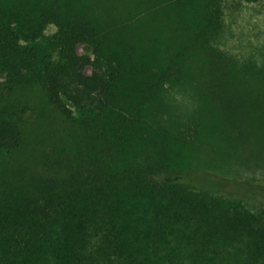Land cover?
Returning a JSON list of instances; mask_svg holds the SVG:
<instances>
[{
	"label": "trees",
	"instance_id": "16d2710c",
	"mask_svg": "<svg viewBox=\"0 0 264 264\" xmlns=\"http://www.w3.org/2000/svg\"><path fill=\"white\" fill-rule=\"evenodd\" d=\"M92 1L0 0V264H264V208L181 179L236 159L226 110L264 167V61L212 66L226 0ZM191 82L213 118L172 125Z\"/></svg>",
	"mask_w": 264,
	"mask_h": 264
},
{
	"label": "rangeland",
	"instance_id": "374dc122",
	"mask_svg": "<svg viewBox=\"0 0 264 264\" xmlns=\"http://www.w3.org/2000/svg\"><path fill=\"white\" fill-rule=\"evenodd\" d=\"M84 9L94 10L92 0H81ZM56 32L51 26L47 35ZM219 53V65L213 66L218 76L228 73V65L233 69L262 65L264 61V0H226L223 29L214 42ZM236 68V67H235ZM201 83V81H200ZM217 84V83H216ZM202 86V85H201ZM209 95V94H208ZM208 95H203V87L194 83L169 88L160 98L165 107L164 117L172 125L179 126L190 121L213 118L208 112ZM221 116L232 130V153L236 159L224 162L220 159H203L204 170L190 171L181 176L185 186L201 191L207 190L217 195H242L243 204L251 211L264 208V167L259 160L242 157L244 139L247 135L241 118L230 110ZM211 121V120H209ZM204 139V137H203ZM203 157V152H202Z\"/></svg>",
	"mask_w": 264,
	"mask_h": 264
}]
</instances>
